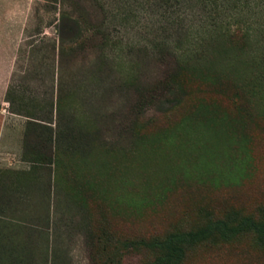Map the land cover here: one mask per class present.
Segmentation results:
<instances>
[{
	"label": "rangeland",
	"instance_id": "374dc122",
	"mask_svg": "<svg viewBox=\"0 0 264 264\" xmlns=\"http://www.w3.org/2000/svg\"><path fill=\"white\" fill-rule=\"evenodd\" d=\"M74 21L86 35L76 43ZM173 52L189 94L173 122L144 128L168 104L146 97L135 112L138 99ZM51 112L68 152L48 172L32 158L42 121L18 113ZM262 206L264 0L209 11L197 0H0V264H150L151 251L96 235L150 236ZM179 264H264V247L244 233L199 243Z\"/></svg>",
	"mask_w": 264,
	"mask_h": 264
},
{
	"label": "trees",
	"instance_id": "16d2710c",
	"mask_svg": "<svg viewBox=\"0 0 264 264\" xmlns=\"http://www.w3.org/2000/svg\"><path fill=\"white\" fill-rule=\"evenodd\" d=\"M63 1V0H58ZM163 3L173 2L176 0H160ZM199 6L205 11H209L211 8H215L218 0H197ZM211 7V8H210ZM214 20V19H213ZM78 27V33L76 37L71 41L76 43L85 40L86 35L82 32V28H79V23L74 21ZM83 33V34H82ZM85 35V36H84ZM223 35L227 38H231L237 35V32L227 30ZM81 43V42H79ZM60 50L63 49V45L59 46ZM172 65L164 72L163 76L156 80L153 86L147 90L146 94L143 91L142 96L138 100L135 112L141 110L144 112L142 105L149 101L163 100L168 105L165 106L161 112L160 116L157 114H151L144 118L143 126L144 128H150L155 123L163 121L164 125L168 122H173L172 117L174 112L179 106H181L185 100L186 96L189 94L187 86L179 82L178 72H179V62L176 60V53L173 52ZM13 86L9 85L6 91V100L9 104L13 103V98L11 97V92L14 91ZM152 104V102H150ZM57 110V103H56ZM20 115H25L31 117L32 119H40L42 121V126L45 131V143H42V148L40 150L34 151V162L42 164L43 169H47L48 172H53L55 165L58 163L60 157V149L64 153L68 152L67 147L60 145L59 140L61 135L64 133L60 131L57 120L55 123L52 121V112L50 118L48 117H36L27 114L18 113ZM136 115H138L136 113ZM41 122H39L40 124ZM55 125V128L52 126ZM161 130H166L169 126ZM64 147V148H63ZM33 162V163H34ZM251 233L254 240L261 247H264V206L259 208L257 215L252 214H240L239 212H229L221 217H211L206 216L205 220L196 226H191L188 228L169 229L164 233H153L150 236H137L136 238L124 237L123 240H118L115 235H109L108 232H102L97 234L96 237L99 238L100 242L106 241L104 244L109 245L113 248H119V244L129 250H146L153 253V258L150 264H179L186 256V252L196 246L199 243L207 241H232L237 236ZM110 239V241H108ZM104 249V248H103Z\"/></svg>",
	"mask_w": 264,
	"mask_h": 264
}]
</instances>
